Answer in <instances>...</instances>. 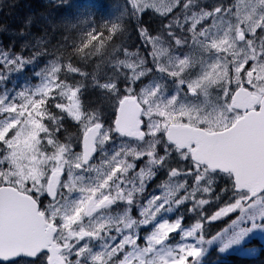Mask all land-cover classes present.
Returning a JSON list of instances; mask_svg holds the SVG:
<instances>
[{
  "label": "snow or ice",
  "instance_id": "snow-or-ice-1",
  "mask_svg": "<svg viewBox=\"0 0 264 264\" xmlns=\"http://www.w3.org/2000/svg\"><path fill=\"white\" fill-rule=\"evenodd\" d=\"M115 11L0 22V264L264 254V0Z\"/></svg>",
  "mask_w": 264,
  "mask_h": 264
},
{
  "label": "trees",
  "instance_id": "trees-1",
  "mask_svg": "<svg viewBox=\"0 0 264 264\" xmlns=\"http://www.w3.org/2000/svg\"><path fill=\"white\" fill-rule=\"evenodd\" d=\"M16 3L13 8L9 7L12 3ZM3 4L5 5L4 11L0 14V21L2 22H11L15 16L18 15H28L32 14L39 18L40 16L51 14L52 16H59L61 11L59 8L53 5L50 2V12L48 11V7L46 4L41 3L39 0H3ZM146 21V20H145ZM149 24L152 23V20L146 21ZM42 31V29H40ZM34 31L39 32V30L34 29ZM74 31L70 34L71 38L75 40V35L73 34ZM79 43V41L77 42ZM17 44L15 47L17 48ZM224 222H215L209 226V232L215 233L218 231ZM210 259L217 261L218 264H264V254H258L253 257H244L238 255H227L223 259L218 260L215 253Z\"/></svg>",
  "mask_w": 264,
  "mask_h": 264
},
{
  "label": "rangeland",
  "instance_id": "rangeland-1",
  "mask_svg": "<svg viewBox=\"0 0 264 264\" xmlns=\"http://www.w3.org/2000/svg\"><path fill=\"white\" fill-rule=\"evenodd\" d=\"M56 2V0H53ZM119 2V0H102L101 7L105 9L106 6H108L104 12H102L99 8H97L95 11H93V5H98V2L95 0H69V4L72 3V9H71V14L69 16V19H73L77 17L78 15H82L85 17H88L89 21H94L96 26H99L100 24L104 23L105 21L112 20L114 19L115 15H118L115 11V4ZM66 7L67 5H62ZM87 30V29H86ZM76 32V38L75 41L78 42V37H80L81 33L79 31ZM43 60V58H41ZM44 64L41 63L40 67H43ZM29 69L31 70V66H29ZM39 70V69H37ZM37 78L31 76V72L29 71L28 73H25L24 75H18V74H13V81L15 82L16 85L23 86L25 82H30V83H38L39 81L36 80ZM14 86L13 82L10 81L7 84V87L12 88ZM156 190V185L154 187L148 189V193H152L153 191ZM215 209H213L214 211ZM175 217H173L174 219ZM227 220V218H225ZM194 221L192 220L191 223ZM190 223V224H191ZM188 224V225H190ZM228 226V220L226 228ZM208 226H206L207 228ZM223 228V229H224ZM257 240L261 243L260 246L264 247V243H262L259 239V235L256 237ZM251 246H255L259 248V245L255 242Z\"/></svg>",
  "mask_w": 264,
  "mask_h": 264
}]
</instances>
